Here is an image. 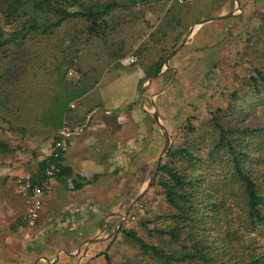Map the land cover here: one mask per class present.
<instances>
[{"label":"trees","instance_id":"16d2710c","mask_svg":"<svg viewBox=\"0 0 264 264\" xmlns=\"http://www.w3.org/2000/svg\"><path fill=\"white\" fill-rule=\"evenodd\" d=\"M116 10H122L118 0H0V121L12 127L6 118L11 108L20 115L30 102L46 99L41 110H34L36 121L55 135L52 153L39 160L29 176V192L34 188L45 192L52 180L64 185L71 179L75 190L85 185L81 177L72 180V170L63 164L64 151L56 144L61 141L58 132L72 118V105L97 83L80 71L76 82H67L63 67L70 68L74 62L57 56L54 82L58 88L39 97L27 88L29 51L39 42L49 43L68 26L80 25L74 36L60 38L55 46L56 55H66L69 48L78 53L83 39L87 44L106 38ZM174 11L170 7L166 13L168 24L178 14ZM182 35L177 32L172 49ZM243 38L242 50L234 56V70L242 66L249 74L234 72L226 102L204 120L188 116L180 122L176 129L181 142L166 150L149 185L168 206L171 213L166 218L172 223L170 229H155L149 235L168 237L177 250L166 252L146 243L135 229L119 227L125 240L162 264H264V244L252 237L264 232V10L260 25ZM66 41L70 46H65ZM167 58L159 56L145 69L144 78L155 79ZM12 129L26 133L24 127ZM11 152L1 140L0 154Z\"/></svg>","mask_w":264,"mask_h":264},{"label":"rangeland","instance_id":"374dc122","mask_svg":"<svg viewBox=\"0 0 264 264\" xmlns=\"http://www.w3.org/2000/svg\"><path fill=\"white\" fill-rule=\"evenodd\" d=\"M181 1L183 5H186L184 9L180 10L184 17L178 21L181 22L180 26H175L185 30L189 25L196 22L192 26L193 30L189 37L199 32L203 26L198 39L202 46H206L205 49L196 51L193 48L181 49L177 57L179 51L171 57L182 38L172 49L179 28L173 29V31L171 30L172 26L165 30L162 29L165 18H163L160 10L164 7V2L162 0H118L122 10L113 12V22L110 23V30L106 32V38H96L87 44H84L83 39L77 47L80 48V52L75 53V48H69L66 55H56V42L60 38L65 39L68 35L74 36L73 32L82 28L80 25H70L67 31H62L55 38H52L49 43L42 41L38 43L39 45L32 47L28 56L30 62L28 67L30 69L25 77L31 80L27 87L28 90L32 88L34 94L44 97L50 91L58 88L56 82H54L55 58L58 56L64 59L67 56L68 59H72L74 62L70 68L66 64L63 67L64 70H67L65 74L67 82H76L80 76L78 71L92 80H97L94 88L97 91L93 89L94 92L91 91V95H87L90 97L86 98L88 102H92L95 101L97 96L99 98L101 96L104 102V85L110 83L115 76L137 69L144 76L145 69L148 70L149 66L157 61L159 56L167 57L168 55L167 67H170V60H175L173 65L179 66L180 70H178L176 78L172 76V86L168 84L169 86L165 87V90H168L170 86L172 88L169 93H165L167 104L161 106L164 110H161L162 119L159 121L168 128V148L173 144H179L181 141L177 135L176 126L178 128L180 122L188 116L204 120L210 111L222 107L226 102L227 93L233 87L234 72L239 74V71H241L244 74H249V71L242 66L240 68L236 67L237 71L234 70L236 64L234 56L242 50L243 35L260 25V18L264 10V0H239V10L235 8L232 12L239 15V18H223L202 25L206 20L219 17V10L223 7H229L232 10L234 8V3L232 5L233 0ZM180 2H177L178 6H182ZM169 7L174 8V10L177 9L172 5V2ZM174 12V14L177 13L176 10ZM163 32L166 33V36L163 35ZM187 33L185 36H187ZM202 37H204L203 43L201 41ZM64 44H67L66 47L70 46L67 41ZM33 50L37 53H33ZM183 57H186L189 61L180 64L179 61H183ZM130 59H133L134 63H130ZM229 67H233V69L231 70ZM164 69L165 65L163 66ZM34 89L36 92H34ZM139 96L140 99L143 96L141 90ZM44 104H46V99L44 101L40 98L38 101L34 100L22 109L20 115L11 108L10 114L6 113V118L11 120L12 127L0 121V141H6L12 149L11 153L0 154V177L3 178L0 179V191L4 192L9 198L17 191V195H22L25 198L23 199L27 209L30 205L31 196L28 193H19V185L23 177L31 176L34 173L39 160L52 153L51 145L55 136L46 132L36 121L34 110L36 107L37 110H41ZM72 106V109H76L75 104ZM255 107L256 103H254V110ZM15 116L21 119H16ZM125 117L129 118L127 131L133 135V131L135 132L134 125H132L133 118L127 114ZM118 123L119 121L114 119V133L115 130H120ZM22 127L26 129V133L11 131L12 128L20 129ZM100 137H95L91 151L87 150L85 153H81L80 157L77 156V161L82 162V171L96 175L92 178V184L86 187L82 193L77 194L80 198L77 201L80 204L85 200H93L91 211L93 212L92 217H94L92 220L86 221L87 225L86 223L81 224L85 220L81 217L79 224L77 221L74 224L69 223L65 227L66 230L61 233L58 231L59 226H50L46 230L47 237L43 245L46 247L51 246L50 253H52L49 256H44V258L52 262L56 259V254H59L55 264H107V260L109 264H162L155 258L143 255L138 246L125 240L123 235L118 233V230L121 226L127 229H135L140 238L146 243L163 247L166 252L177 250L176 246L169 245L168 237L160 238L155 233L149 235V232L155 229H170L172 227V223L166 218L171 211L162 201V197L157 195L153 188L149 187L143 192L134 191L135 188L136 190L138 188L142 190L145 185H150L149 180L154 172L153 167L158 163L157 160L159 161L158 157L160 158L159 155L164 149L165 141L162 140V144L158 143L153 147L148 161L142 158L137 159L138 154L127 161L128 171L130 172L124 173L127 176L123 179L122 177L119 178L117 173L111 174V160L106 161L103 159L105 162L92 160L99 156V151L113 149L117 146L116 142L120 141L113 135L111 142ZM149 140L145 139L143 145H137L135 149L140 150L139 147L149 149ZM130 141H133V139L128 138L122 141L125 149H129L127 144ZM89 155L90 158H88ZM83 156L87 157L82 159ZM163 157H161L160 163ZM148 162L149 170L145 171L141 165ZM141 167L142 170H140ZM9 169L20 170L23 176L10 178L6 176ZM135 171L138 172L135 173ZM132 175L135 176L132 177ZM109 178H111L110 183H108ZM128 179H130V183L122 189L123 192H118L122 181ZM72 180L74 179L72 178ZM129 191H131L130 207L127 203L126 207H120V201L123 197L129 199ZM138 197V201L132 206ZM90 222L93 223L94 230H91L87 236L84 235L83 243L78 234H80L81 229L88 228L91 225ZM142 223H145L146 227H143ZM252 237L259 244H264V232L256 233ZM93 239L96 240L95 244L89 243ZM87 247H91L89 254L85 252ZM59 248H61V253Z\"/></svg>","mask_w":264,"mask_h":264},{"label":"crops","instance_id":"0c3cea01","mask_svg":"<svg viewBox=\"0 0 264 264\" xmlns=\"http://www.w3.org/2000/svg\"><path fill=\"white\" fill-rule=\"evenodd\" d=\"M162 1L164 2V7H162L160 13L163 14V18L166 17V13L170 8L169 6L171 2L172 5L177 8L175 10L178 13L176 14L174 20H170L171 24H168L167 21H164V24H168L170 27L172 26V31L173 29L179 28L177 32L184 33L182 35V39L187 32L188 36L190 29L196 22L189 25V27L185 30L180 29V27H176V23L184 17L180 13V10L182 8L184 9L186 5H183L180 0ZM177 2H180L182 6H178ZM232 5L234 6L232 10L226 6L225 8L223 7V9L219 10V17L227 16L226 18H239V15L232 13L235 8L239 10L236 0H233ZM211 22L213 21H204L202 25ZM202 27L199 32H196L191 37H188L186 43L181 48L182 50L186 48H193L195 51L205 49L206 46H202L198 39V35L202 30ZM197 41L199 42L197 43ZM201 41L203 43L204 37L201 38ZM204 43L206 44V41ZM180 50L176 57L180 53ZM170 61V67H167L164 70L162 68L160 72L161 74H159L155 79H145V75H141L139 69L115 76L110 83L104 85V102L102 101L101 96L100 98L97 96L95 101L88 102L86 97L90 96H87V94L75 103L76 109L73 108L74 112L72 113V118L69 119L65 127L59 131V136L65 143L63 155L64 166H67L72 170L73 179L81 177L84 179V182H86V185H84L82 189L75 190L71 179L66 180L64 185L55 180L50 181L45 192H43L42 205L38 211V216L34 226L28 225L25 198L22 195H17V191L11 198L7 197L4 192L0 191V264H55L59 258V254H56V259L52 262L51 260L44 258V256H49L52 253H50L52 249L51 246L48 245L46 247L43 245L47 237L46 230L50 226L55 227L57 225L59 226L58 231L61 233L66 230L65 227L68 226L69 223L74 224L77 221L79 224L81 217L85 218V220L81 223L82 225L85 224L86 221L93 219L94 216L92 217L93 212L91 211L93 209V200H85L82 204H80V202L77 201L79 198L77 194L82 193L86 187L91 185L92 178L96 175L91 172L85 173L82 171V162L80 163L77 161V156L80 157L81 153H85L87 150H92L95 137L101 136L100 138L108 139V141L111 142L113 135V137L120 140L116 142V147L107 151L101 150L99 151V156L92 159L100 162H105L103 159L106 161L111 160V174L117 173L119 178H126L127 175L125 176L124 173L130 172L128 171L127 161H130L133 157L137 156V154L140 156H138L137 159L142 158L147 161L150 159L153 147H155L158 143L162 144V140L165 141L166 137L158 122L155 121L154 116L157 113L159 120L162 119L161 110H164V108L162 109L161 106L162 104H164V106L167 104V101H165V93H169V90L172 88V76L176 78L178 70H180L179 66L173 65L175 60ZM183 61H179L180 64L187 63L189 60L186 57H183ZM168 84H171V86L170 88L167 87L168 90H165V87ZM94 90L92 91L94 92ZM140 90L143 92L141 99L139 96ZM89 95H91V92ZM126 114L128 116H132L133 118L132 125H134L135 128L133 135L127 131L129 118L125 117ZM114 119L119 121L117 125H119L120 129L119 131L115 130V133L113 131ZM160 124L167 132V126L161 122ZM167 134L169 135V132H167ZM128 138L133 139V141H130L127 144L129 149H125V145L122 144V141ZM145 139H150L149 149L147 147H139L140 150H136L135 146L143 145V141ZM161 153L159 156H161ZM86 157L87 156H83L81 158L85 159ZM88 158H90V155ZM158 159L160 158L158 157ZM157 164L158 163H156L153 167L154 172L151 178H153L156 173ZM141 166L145 169V171L149 170V162ZM142 167L140 170H142ZM137 172L138 171H135V173ZM6 176L10 178L17 176L22 177L23 174L20 173V170L9 169ZM133 176L135 175H132V177ZM111 178H109L108 183L111 182ZM0 179H3L2 176ZM129 183L130 179L122 181L120 184L121 188L118 189V192H123L122 189H124L126 184ZM144 187L142 190L139 188L136 190L135 188L134 191L143 192L148 186ZM130 194L131 191H129V199H126L125 197L122 198V201H120L121 204L119 205L120 207H126V203L130 207ZM75 195H77V197H75ZM90 224L91 225L88 228L81 230L78 229L80 230V234L78 235H80V239L83 243L85 238L84 235L87 236L91 230H94L93 223L90 222ZM92 243L95 244L94 242ZM59 251L61 253V248H59ZM85 252L89 254L91 252V247H87ZM42 256L43 258L41 259Z\"/></svg>","mask_w":264,"mask_h":264},{"label":"built area","instance_id":"2783aa9c","mask_svg":"<svg viewBox=\"0 0 264 264\" xmlns=\"http://www.w3.org/2000/svg\"><path fill=\"white\" fill-rule=\"evenodd\" d=\"M130 63H134L133 59H130ZM56 147L62 149L63 151L65 150V143L64 141H59L56 144ZM52 172L48 173V175H51ZM30 179L29 176L23 177V180L21 184L19 185V190L23 194H30L31 199H30V205L27 210V221L29 226H34L36 218L38 216V211L41 208L42 205V195H43V190H40L38 188H34L31 192L29 189V183L28 180Z\"/></svg>","mask_w":264,"mask_h":264},{"label":"water","instance_id":"95a60500","mask_svg":"<svg viewBox=\"0 0 264 264\" xmlns=\"http://www.w3.org/2000/svg\"><path fill=\"white\" fill-rule=\"evenodd\" d=\"M236 3H237V7H239L238 0H236ZM226 17H227V16L217 17V18H214V19H211V20H206L205 22H207V21L221 20V19L226 18ZM192 30H193V28L190 29V31H189V35L181 40V42L179 43V45L177 46V48H175V50L173 51L171 57H173V56H174V55H175V54H176V53H177V52L183 47V45L186 43L188 37L190 36ZM167 66H168V62L165 63V69L167 68ZM160 74H161V73H160ZM149 81H151V80H149ZM142 93H143V92H142ZM154 119H155L156 122H158V124L160 125V128L164 131V134H165V136H166V137H165V146H164V149H163V151H162V153H161L160 159H159L158 164H157V167H158V165H159V163H160V160H161V157H163L165 151L167 150V148H168V146H169V137H168V134H167V132L165 131V129H163V127L161 126L160 121H159V117H158V114H157V113L155 114ZM152 179H153V178L150 179L149 183L152 181ZM148 187H149V184H148ZM138 199H139V197L135 199V201H134V203L132 204V206L138 201ZM95 241H96V240H91L89 243H92V242H95Z\"/></svg>","mask_w":264,"mask_h":264}]
</instances>
